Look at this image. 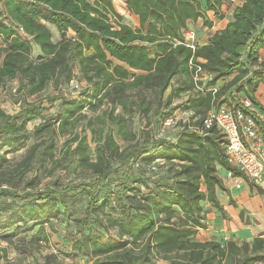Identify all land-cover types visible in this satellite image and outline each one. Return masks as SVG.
I'll use <instances>...</instances> for the list:
<instances>
[{
	"label": "trees",
	"instance_id": "1",
	"mask_svg": "<svg viewBox=\"0 0 264 264\" xmlns=\"http://www.w3.org/2000/svg\"><path fill=\"white\" fill-rule=\"evenodd\" d=\"M224 2L124 0L138 19L133 28L113 0H0V88L17 79L24 93L15 113L0 108V239L12 244L25 233L32 247L48 244L46 225L68 214V201L83 194L71 249L91 264H264L262 233L240 241L196 239L206 228L204 202L225 213L216 194L227 192L219 171L239 174L215 125L203 129L205 114L240 92L263 109L255 91L264 83V0H242L225 26L194 50L183 43L188 22L201 18L210 28L207 11L222 20ZM49 25L59 35L56 42ZM189 62L210 74L208 86L224 83L214 94L200 90ZM76 74L86 83L77 98L44 97L50 107L62 99L55 113L45 115L42 99L27 101ZM181 93L188 94L183 105L193 115L179 125L174 142L134 131L136 117L156 115L162 123L173 115L180 104L172 101ZM255 119L264 138V123ZM22 149L10 166L8 155ZM160 159L162 166L152 165ZM57 168L76 169L81 178L61 188L57 176L54 187L36 189L38 173ZM32 170L35 175L25 177Z\"/></svg>",
	"mask_w": 264,
	"mask_h": 264
},
{
	"label": "rangeland",
	"instance_id": "2",
	"mask_svg": "<svg viewBox=\"0 0 264 264\" xmlns=\"http://www.w3.org/2000/svg\"><path fill=\"white\" fill-rule=\"evenodd\" d=\"M92 1V0H90ZM116 11L123 16V22L130 25L133 28H138V19L134 15L129 14L126 11L124 0H113ZM224 11L229 12L233 10L234 6L225 0L224 2ZM224 15V14H223ZM215 16V15H214ZM217 18V17H215ZM218 19V18H217ZM51 33L52 39L54 42L59 40V35L57 31L52 26H48ZM191 30L195 33V41L197 45H202L205 42V34L208 33L203 29L202 26L191 27ZM68 37H72V33L67 34ZM2 43L0 41V62L2 59L1 53ZM39 53L36 46H33L32 57H35ZM76 78L71 80L69 83L59 86L58 90L54 88L52 84H49L43 92L39 94L27 97V101H35L42 99V104L48 108V111L45 115L53 114L57 111L62 99L57 100L54 103L53 107H50L47 101L45 100L46 95H54L60 93L62 97L66 99L77 98L79 93L85 87L86 83L84 81L78 80V75ZM177 77L173 78L172 83L175 84ZM210 78H206L200 82L199 86L201 90L206 91L209 89L208 81ZM229 80V78H228ZM226 81V80H225ZM224 83L223 80L218 81L214 88H219ZM19 81L14 79L13 81L8 82L4 87L0 88V108L6 111L7 113H15L19 109V100H22L23 92L18 91ZM231 89L230 91H232ZM169 89L165 92V95L168 94ZM187 93H181L180 96L175 97L172 101V106L180 104V107L174 112L177 114L178 118L188 119L192 114L188 110L187 106L183 105L187 98ZM224 98H221L217 101L218 105H229L233 106L236 104V99L227 98L226 102H220ZM39 120L31 122L27 125L29 129H32L35 123H38ZM181 120L174 126L169 128H163L162 124L159 122L158 117L151 115V117L145 118L136 117L134 119V131L140 135L141 132H149L155 138H165L170 142H174L177 133L179 132V125ZM35 140L32 138L28 141L27 145H31ZM63 143V138L58 140V150L61 148ZM123 145V143L120 141ZM57 150L56 155L59 156V151ZM25 149L20 150L17 153L8 155L9 165H13L20 160L23 156ZM163 160H156L152 165L162 166ZM140 168L145 169L147 167L146 163L139 165ZM160 168H156V171H159ZM141 171V170H139ZM35 171L32 170L28 172L25 177H33ZM223 182L226 186L227 192L217 190V198L220 203L223 205L225 213H221L216 210L211 204L204 202L203 207L206 210L205 223L206 228L201 229L196 236L198 240L204 239H216L220 242L225 241L226 239L233 238L237 240L245 239L249 236L250 226L255 223L254 214L259 211V208L262 207L264 203V194L259 195L256 188L250 187L249 181L243 180L238 183L239 179H229L226 177L225 172L219 171ZM58 176V182L56 185H60L61 188L66 186H71L79 181L81 175L78 174V170L71 168L68 171H64L61 168H57L53 171L51 175L45 172L38 173V180L35 182L36 189L43 190L48 185L54 187L52 183L55 181V178ZM239 184V185H237ZM63 191V189H60ZM264 191V190H263ZM71 195V194H67ZM256 199H254V197ZM249 200L251 205L246 206V202ZM10 201V199L8 200ZM17 203H20L18 201ZM85 199L83 194L75 202L68 201L69 212L68 214L61 213L57 219L50 221L47 225V231L50 233V241L48 244H41L37 246H30L27 242L29 241L30 234H19L13 238L12 244L0 239V264H91V260L84 255L77 254L71 249V237L75 234L76 231V220L81 218V214L84 209ZM252 206V207H251ZM58 208L60 211L63 210V206L59 205ZM243 210V217L240 219L239 215L236 218V222H233L234 213ZM261 212V209H260ZM240 213V212H239ZM254 213V214H251ZM239 218V219H238ZM249 226V227H248ZM26 250V251H25ZM157 264H166L165 261L159 260Z\"/></svg>",
	"mask_w": 264,
	"mask_h": 264
},
{
	"label": "built area",
	"instance_id": "3",
	"mask_svg": "<svg viewBox=\"0 0 264 264\" xmlns=\"http://www.w3.org/2000/svg\"><path fill=\"white\" fill-rule=\"evenodd\" d=\"M242 0H229L233 5H238ZM183 43L194 50L197 46L195 41V33L190 28L182 31ZM181 43V42H177ZM192 68V77L197 87L200 82L206 78H210V74L206 73L201 67L189 62ZM203 91V90H202ZM207 91V90H206ZM208 91L214 94L217 89L209 87ZM256 104L249 99L245 93L240 92L236 104L229 106L226 104L212 107L204 116L203 129L208 130L215 125V128L222 134L225 140V153L228 163L237 170L239 174H235L231 170L225 171L226 177L229 179L246 180L249 183L264 190V138L260 132L255 117L258 116ZM193 115V112L190 111ZM187 122L188 119H181L177 114L169 116L162 121L163 128L174 127L179 121ZM179 129L181 127L179 126ZM155 167H151L154 169ZM239 177V178H235ZM237 184V185H239ZM6 188V186H3Z\"/></svg>",
	"mask_w": 264,
	"mask_h": 264
},
{
	"label": "crops",
	"instance_id": "4",
	"mask_svg": "<svg viewBox=\"0 0 264 264\" xmlns=\"http://www.w3.org/2000/svg\"><path fill=\"white\" fill-rule=\"evenodd\" d=\"M223 8H224V6H222V11L224 13V18L222 20L215 18L213 12L207 11V16H208L209 20L212 22V26L210 28L203 25V20L201 18L197 19L196 21H189L188 27L191 26V27H195V29H196V27L202 26L203 29L208 32L205 34L206 37H205L204 43H206L211 34H213L215 31H217L219 29H222L225 26V24L231 19L232 10H230L229 12H225ZM259 54H260V61L264 60V49H261L259 51ZM227 80L228 79H226V81ZM238 97H239V94H237V98ZM255 98L263 107V109H262V108L256 106V109H257V113L259 115V118L264 123V83H260L258 85V87L255 91ZM256 197L257 196H255L254 199H256ZM247 205H251L249 200L246 202V206ZM260 209H261V212H260ZM239 212H241V211H238V213L235 212L234 215H232L233 216V222H236V218L240 214ZM251 214H254V213H251ZM254 219H255V223L250 226V231H248L250 234H249V236H247L245 238L247 240L252 239L254 236H256L258 234H261V233L264 234V203H263L262 207L259 208V211L257 210V212L254 214Z\"/></svg>",
	"mask_w": 264,
	"mask_h": 264
}]
</instances>
